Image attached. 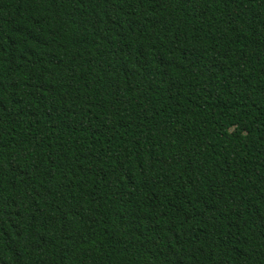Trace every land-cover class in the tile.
Masks as SVG:
<instances>
[{
    "label": "trees",
    "instance_id": "trees-1",
    "mask_svg": "<svg viewBox=\"0 0 264 264\" xmlns=\"http://www.w3.org/2000/svg\"><path fill=\"white\" fill-rule=\"evenodd\" d=\"M0 264H264V0H0Z\"/></svg>",
    "mask_w": 264,
    "mask_h": 264
}]
</instances>
